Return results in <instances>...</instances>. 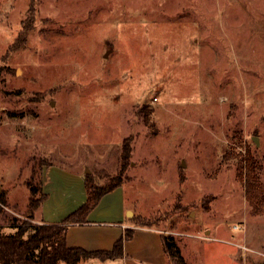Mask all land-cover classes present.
<instances>
[{
	"label": "rangeland",
	"instance_id": "374dc122",
	"mask_svg": "<svg viewBox=\"0 0 264 264\" xmlns=\"http://www.w3.org/2000/svg\"><path fill=\"white\" fill-rule=\"evenodd\" d=\"M0 66L9 216L33 163L53 205L86 174L122 178L104 206L174 235L188 264H264L245 178L249 159L264 193V0H0Z\"/></svg>",
	"mask_w": 264,
	"mask_h": 264
},
{
	"label": "trees",
	"instance_id": "16d2710c",
	"mask_svg": "<svg viewBox=\"0 0 264 264\" xmlns=\"http://www.w3.org/2000/svg\"><path fill=\"white\" fill-rule=\"evenodd\" d=\"M3 73L4 68L0 66V81L4 79ZM130 153L131 146L125 141L122 159L125 164ZM234 157H237L236 154ZM248 161L251 166L245 174L247 199L251 206L261 212L264 208V193L258 173H255L251 161L247 159ZM45 162L46 159L43 160V164ZM37 165L33 163L32 174L26 180L29 198L22 217L16 213L11 216L6 213L9 205L8 191L0 192V264H60L61 262L78 264L81 260L91 258L108 260L123 257L125 241L131 239L134 234L132 228H127L111 249H87L82 246H70L67 242L68 227L74 223L87 222L90 213L98 206L102 197L123 185V179L98 184L91 175L86 174L84 176L86 201L58 223H37L35 212L49 198V193L44 190V181ZM3 221L7 224L4 225ZM132 221L136 222L135 219ZM139 224L145 225V223ZM5 227H9V231H6ZM164 248L174 264H188L174 235H164Z\"/></svg>",
	"mask_w": 264,
	"mask_h": 264
},
{
	"label": "crops",
	"instance_id": "0c3cea01",
	"mask_svg": "<svg viewBox=\"0 0 264 264\" xmlns=\"http://www.w3.org/2000/svg\"><path fill=\"white\" fill-rule=\"evenodd\" d=\"M75 176L78 178L77 182L82 181L79 175ZM121 187L122 185L102 197L98 206L90 213L87 222L74 223L68 227V244L70 246H82L87 249H111L115 241L124 235L125 230L132 228L134 234L131 239L125 241L124 255L119 259L121 264H174L171 256L164 248V235L167 233L163 229L158 226L137 225L128 216L129 211L134 209L130 206L125 208L122 206L124 214L121 212L122 208L111 209L107 205L104 206L108 200L107 197L116 193V191L118 192ZM44 188H46L45 185ZM64 188H69V185ZM45 191L50 196L41 205L43 206V214L41 212L37 217L39 209L35 212L38 223H58L62 221L69 213L80 207L87 198L84 185L83 189L81 187L78 189V192L63 190L65 200H62V202L73 200V207H70L69 211H63L61 210L63 203L51 204L50 200L53 196L47 189ZM68 196L71 197L68 199ZM14 213L18 214L17 212ZM113 260L86 259L81 260L78 264H113Z\"/></svg>",
	"mask_w": 264,
	"mask_h": 264
},
{
	"label": "water",
	"instance_id": "95a60500",
	"mask_svg": "<svg viewBox=\"0 0 264 264\" xmlns=\"http://www.w3.org/2000/svg\"><path fill=\"white\" fill-rule=\"evenodd\" d=\"M52 104H54V101H52ZM254 139H255V141L257 142V144H259L258 138L255 137ZM87 172H88V171H87Z\"/></svg>",
	"mask_w": 264,
	"mask_h": 264
},
{
	"label": "built area",
	"instance_id": "2783aa9c",
	"mask_svg": "<svg viewBox=\"0 0 264 264\" xmlns=\"http://www.w3.org/2000/svg\"><path fill=\"white\" fill-rule=\"evenodd\" d=\"M235 227L236 228H240L241 226L239 224H235Z\"/></svg>",
	"mask_w": 264,
	"mask_h": 264
}]
</instances>
